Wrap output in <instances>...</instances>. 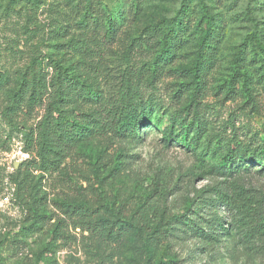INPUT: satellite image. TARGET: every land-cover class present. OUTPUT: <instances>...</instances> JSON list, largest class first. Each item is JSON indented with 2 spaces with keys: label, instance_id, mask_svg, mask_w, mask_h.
Listing matches in <instances>:
<instances>
[{
  "label": "rangeland",
  "instance_id": "rangeland-1",
  "mask_svg": "<svg viewBox=\"0 0 264 264\" xmlns=\"http://www.w3.org/2000/svg\"><path fill=\"white\" fill-rule=\"evenodd\" d=\"M72 1L85 9L86 0H0V61L16 89L32 69L49 77L47 58L82 64L69 47H55L67 45L80 34L78 30L51 38L61 26L59 11L71 15ZM103 2L107 8L116 5L112 0ZM122 4L126 21L116 42L105 46L99 72L90 70L89 75L95 77L99 94L117 99L127 65L124 51L142 37L138 42L142 48L131 56V68L140 75L138 83L144 102L152 107V120L145 124L142 137L93 138L75 147L63 172L43 173L32 169L34 146L23 132L37 128L48 97L43 106L24 109L17 118L18 129L12 130L0 116V264H264V237L248 240L233 227V213L219 203L220 191L232 180L216 170L226 143L252 148L264 144V56L250 48L246 54L239 51L255 25L264 28V0H122ZM205 8L222 23L224 36L202 89L196 92L186 69L194 59L196 26ZM182 9V18L190 25L188 42L172 60L158 64L159 74L150 81L160 47L146 31L175 19ZM248 9L254 20L246 17ZM79 15H71L72 20L81 19ZM7 103L3 96L0 111ZM91 107L85 106V113ZM195 115L204 130L199 136L188 130V143L199 141L192 146L182 137ZM16 181L26 183L27 191L18 192ZM241 183L264 194V177L253 175ZM34 197H42L40 212L51 218L38 230L27 204ZM73 204L89 205L98 215L113 212L138 229L119 242L103 239L78 228L77 214L64 212ZM186 213L200 215L204 227L217 213L223 227L208 239L173 232L155 240L154 246L153 231L140 227Z\"/></svg>",
  "mask_w": 264,
  "mask_h": 264
},
{
  "label": "trees",
  "instance_id": "trees-1",
  "mask_svg": "<svg viewBox=\"0 0 264 264\" xmlns=\"http://www.w3.org/2000/svg\"><path fill=\"white\" fill-rule=\"evenodd\" d=\"M26 1L31 2V0ZM112 1L116 2V5L111 8H107L103 0H86L85 9L73 1L68 3L71 15L80 14L81 19L77 17L72 20L71 15L59 11L61 22L58 21V24L61 26L51 38L56 40L58 36L60 39L68 34L71 35L73 30H78L80 34L73 37L67 45L55 47H69V52L75 51L82 64L59 63L47 58L49 59H46L47 65L52 69L50 79L48 80V73L44 76L43 71L40 74L32 69V72L27 71L23 74L22 80L18 83L19 89H16L12 86L13 80L10 74L2 69L0 61V100L5 96L8 102L0 111V116L12 130L18 129L17 118L24 109L33 111L37 106H43L45 97H48L45 113L37 128L23 132L34 146V157L31 162L35 171L61 173L63 164L78 144L93 138L106 137L109 134L118 138L142 137L146 132L145 124L148 119L152 120V107L144 102L142 89L138 83L140 75L137 76L135 69L131 68V56L142 48V45L138 44L142 37L134 39L124 51L127 65L121 73L120 95L117 99L110 100L99 94L100 90L94 84L95 77L90 78V70L92 73L99 72L105 46L116 42L126 21L122 0ZM184 10L182 9L175 19L159 22L146 31L147 38L155 40L160 47L152 67L150 81L159 74L158 69L162 66L158 64H166L172 60L177 50L188 42L186 36L190 25L182 18ZM201 13L202 18L196 26L198 37L194 59L192 65L186 69L190 85L196 92L202 89L203 78L215 63L224 36L222 23L206 8ZM245 15L248 19L254 20L250 9ZM248 48L251 52L256 51L264 56V28L255 25V31L240 45V54H246ZM243 59L239 58L240 61ZM243 78H246V75ZM85 106H92L88 113H85ZM196 116L185 129L187 131L183 133L182 140L187 145L197 146L199 142L194 138L188 143L187 135L190 128L197 136L204 130L200 118L197 116V119ZM225 150L226 153L216 170L218 169L221 176L232 181L228 187L230 189L225 188L224 191H220L219 203L228 207L233 213L234 226L231 223V227H235L248 240L260 239L264 237V194L256 189L247 188L241 180L253 175L264 177V144L252 148L251 145L243 146L240 143L229 142L226 143ZM27 177L28 173H25L24 182H27ZM16 184L18 192L27 191L26 183L21 185L16 181ZM27 204L36 230L47 225L51 218L47 219L40 212L42 197H34ZM216 206L211 204V208ZM67 208L64 212L70 210L78 215L80 220L77 224L78 228L96 233L103 239L119 242L138 229L136 225L113 212L98 215L96 209L86 204H73ZM190 215L186 213L163 216L140 227L142 230L146 228L153 231V246L156 244L155 240H163L173 232L183 236L198 234L203 239H208L211 234L214 236L215 231L223 227V221L217 213H214L212 222H207L206 228L202 225L204 219L200 215L197 214V217L196 213ZM207 228L209 231L205 230Z\"/></svg>",
  "mask_w": 264,
  "mask_h": 264
}]
</instances>
